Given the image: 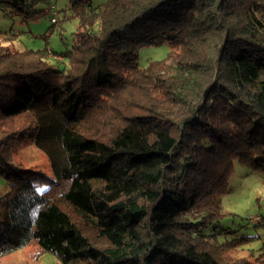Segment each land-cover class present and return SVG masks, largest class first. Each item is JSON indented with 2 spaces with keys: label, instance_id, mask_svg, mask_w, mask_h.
<instances>
[{
  "label": "trees",
  "instance_id": "1",
  "mask_svg": "<svg viewBox=\"0 0 264 264\" xmlns=\"http://www.w3.org/2000/svg\"><path fill=\"white\" fill-rule=\"evenodd\" d=\"M68 1L81 24L62 58L0 43V257L35 243L59 264H252L224 256L248 237L221 240L217 197L236 162L264 173V0ZM48 9L0 0L23 20ZM26 143L55 177L14 161Z\"/></svg>",
  "mask_w": 264,
  "mask_h": 264
},
{
  "label": "rangeland",
  "instance_id": "2",
  "mask_svg": "<svg viewBox=\"0 0 264 264\" xmlns=\"http://www.w3.org/2000/svg\"><path fill=\"white\" fill-rule=\"evenodd\" d=\"M48 1L54 4L58 15L54 9H48L45 14L23 20L19 15L0 10V43L12 50L47 48L50 59L62 58L60 53L73 46L81 18L74 15L63 19L68 0ZM106 2L107 0H92L90 7H101ZM47 7V3H40L37 6L38 9ZM53 16L54 21L51 19ZM58 20L59 23L54 24ZM169 51L170 46L167 42L144 45L139 48L138 62L145 67L151 61L165 59ZM14 161L23 168L38 169L55 177L49 155L35 143L20 146L14 155ZM45 187L42 185L39 188ZM9 189L5 177L0 173V197ZM217 201L223 212L217 230L228 228L231 231L226 237L220 235L221 240L248 237L247 241L225 249L224 256L236 260L246 259L252 264H264V173L236 162L234 172L229 178V189L219 195ZM259 220H261L259 223H255ZM0 264H59V261L33 243L2 255Z\"/></svg>",
  "mask_w": 264,
  "mask_h": 264
},
{
  "label": "built area",
  "instance_id": "3",
  "mask_svg": "<svg viewBox=\"0 0 264 264\" xmlns=\"http://www.w3.org/2000/svg\"><path fill=\"white\" fill-rule=\"evenodd\" d=\"M53 13V12H52ZM53 21L55 20L54 16L51 18Z\"/></svg>",
  "mask_w": 264,
  "mask_h": 264
}]
</instances>
